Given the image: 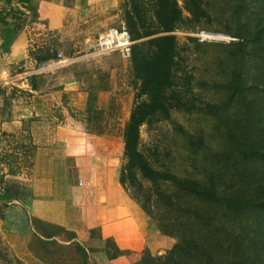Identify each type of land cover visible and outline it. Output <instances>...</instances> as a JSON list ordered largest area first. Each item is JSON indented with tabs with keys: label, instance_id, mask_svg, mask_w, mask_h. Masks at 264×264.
<instances>
[{
	"label": "crops",
	"instance_id": "obj_1",
	"mask_svg": "<svg viewBox=\"0 0 264 264\" xmlns=\"http://www.w3.org/2000/svg\"><path fill=\"white\" fill-rule=\"evenodd\" d=\"M122 4L0 0V69L22 71L39 51L85 55L125 27ZM133 80L131 60L112 53L0 87V241L25 264H139L169 248L120 182Z\"/></svg>",
	"mask_w": 264,
	"mask_h": 264
},
{
	"label": "rangeland",
	"instance_id": "obj_2",
	"mask_svg": "<svg viewBox=\"0 0 264 264\" xmlns=\"http://www.w3.org/2000/svg\"><path fill=\"white\" fill-rule=\"evenodd\" d=\"M202 1L209 17L175 33L179 60L193 75V93L184 98L182 110L141 128L139 150L153 168L181 181L213 187L222 195L264 198V0ZM139 3L152 17V1ZM201 30L239 34L244 43L238 49L200 43L194 36ZM137 176V185L123 186L128 197L149 231L170 241L147 264H264L262 210L234 216L184 195L172 181L153 183L140 172ZM0 264L25 263L0 241Z\"/></svg>",
	"mask_w": 264,
	"mask_h": 264
},
{
	"label": "trees",
	"instance_id": "obj_3",
	"mask_svg": "<svg viewBox=\"0 0 264 264\" xmlns=\"http://www.w3.org/2000/svg\"><path fill=\"white\" fill-rule=\"evenodd\" d=\"M153 16L148 18L139 0H123L122 10L125 28L134 42L131 50V64L134 81L138 84L136 103L123 131L124 156L127 163L121 171L120 182L124 186L137 185V172L153 182L172 181L184 195L194 197L205 205L223 207L234 216H243L253 210L264 212V198L246 197L242 195H222L215 188L203 186L198 182L181 181L170 175L156 170L151 166L146 156L139 150L141 128L152 125L158 120H167L173 109L182 110L186 104L184 98L192 95L193 75L186 71L179 60V43L176 32L186 23H200L209 17L202 0H151ZM37 0H22L27 9L32 8ZM13 17L22 20L21 11H14ZM185 13L188 14L186 17ZM150 20V21H148ZM20 22L13 28L17 33ZM235 39L226 44V48H239L244 39L239 34L220 32ZM200 42L199 39L195 38ZM202 43V42H200ZM204 43V42H203ZM232 53L233 51H229ZM41 51L33 53L34 58L23 69L35 67L50 59L48 55H41ZM235 94L239 86L235 87ZM186 95V96H185ZM94 98L90 99L88 113L95 114ZM208 106V110L212 107ZM216 107H213L215 109ZM186 110V109H184ZM217 112V108H216ZM97 117V116H96ZM244 155H252V151L243 150ZM258 154V153H257ZM260 212V211H258ZM176 227V225H173ZM176 251L179 245H176ZM152 254L146 250L139 263H152ZM148 257V258H147Z\"/></svg>",
	"mask_w": 264,
	"mask_h": 264
},
{
	"label": "built area",
	"instance_id": "obj_4",
	"mask_svg": "<svg viewBox=\"0 0 264 264\" xmlns=\"http://www.w3.org/2000/svg\"><path fill=\"white\" fill-rule=\"evenodd\" d=\"M194 37L199 39L202 43L205 41H216L219 43L235 41V39L228 35L205 30L197 32ZM133 43L125 27L121 29L112 28L99 37L95 49L88 51L82 57H65L62 53H59L57 55V60L45 62L35 67L31 65L22 71L0 69V87H16V81L20 80L28 85L30 79L42 69H53L55 67L63 68L87 58H96L112 53H119L122 58L130 59Z\"/></svg>",
	"mask_w": 264,
	"mask_h": 264
}]
</instances>
